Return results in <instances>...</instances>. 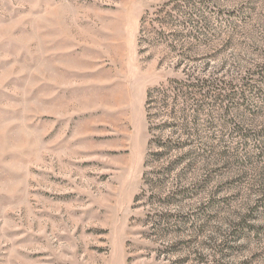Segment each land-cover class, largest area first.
<instances>
[{"label": "rangeland", "instance_id": "obj_1", "mask_svg": "<svg viewBox=\"0 0 264 264\" xmlns=\"http://www.w3.org/2000/svg\"><path fill=\"white\" fill-rule=\"evenodd\" d=\"M159 1L0 0V264H264V79L241 86L264 0L193 5L210 44L188 67L233 96L188 113L194 164L168 173L142 164L145 91L181 75L138 53Z\"/></svg>", "mask_w": 264, "mask_h": 264}, {"label": "trees", "instance_id": "obj_2", "mask_svg": "<svg viewBox=\"0 0 264 264\" xmlns=\"http://www.w3.org/2000/svg\"><path fill=\"white\" fill-rule=\"evenodd\" d=\"M202 3L204 0H161L145 10L139 19L138 53L163 46L169 58L174 60V69L181 74L167 77L145 91L143 106L148 139L147 152L142 163L144 167L162 161H167L163 170L167 173L183 163L185 167H192V136L198 128L190 131L188 113L194 112L195 122L197 114L204 106L216 107L233 96L232 81L201 76L196 68L188 67V63L194 60L195 49L210 44L203 36L208 28L207 20L193 7ZM165 59L166 54L159 59L158 64L163 65ZM247 75L242 79L241 86L244 89L254 87L252 82L255 76L264 79V65L257 66L256 70L249 71ZM225 90L228 93L224 94ZM165 128L170 129L166 136ZM143 174L145 185H149L147 173Z\"/></svg>", "mask_w": 264, "mask_h": 264}]
</instances>
